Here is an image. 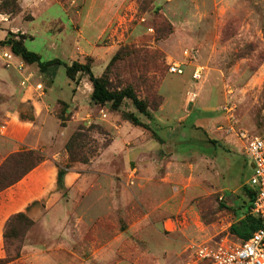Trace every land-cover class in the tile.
Segmentation results:
<instances>
[{"label":"rangeland","instance_id":"obj_1","mask_svg":"<svg viewBox=\"0 0 264 264\" xmlns=\"http://www.w3.org/2000/svg\"><path fill=\"white\" fill-rule=\"evenodd\" d=\"M10 34H24L27 49L43 61L89 64L111 90L132 88L151 117L130 100L118 110L91 103L89 77L70 81L63 65L43 73L17 57L8 64L1 55ZM174 63L182 75L170 73ZM197 69L201 78L194 80ZM0 71L7 79L0 103H10L13 92L29 93L46 132L57 133L54 142L77 113L89 117L71 123L67 141L80 127L94 128L83 143L87 163L70 164L66 145L56 160L79 171V182L28 208L33 225L16 243L20 258L7 264H203L198 245L239 241L229 228L248 201L245 147L264 135V0H0ZM52 87V98L60 87L69 94L79 87L85 99L64 115L65 127L62 104L53 112L41 108ZM133 112L148 129L125 120ZM11 126L0 115V140ZM152 140L160 151L137 153ZM11 154L0 156V167ZM9 204L0 197V264L7 258L5 227L16 214L8 217Z\"/></svg>","mask_w":264,"mask_h":264},{"label":"crops","instance_id":"obj_2","mask_svg":"<svg viewBox=\"0 0 264 264\" xmlns=\"http://www.w3.org/2000/svg\"><path fill=\"white\" fill-rule=\"evenodd\" d=\"M76 1L77 0H73V3L75 4ZM18 59L20 60L21 58L17 57V60ZM5 80L7 79L1 72L0 82H4ZM66 87L68 89L73 88V86H71L70 84L66 85ZM55 90L58 89H54L52 87V91L48 95V100L44 103H41L42 109L43 107L44 109L50 108L53 112L60 107L61 103H65L68 105L69 114L72 113V111H74L76 107L82 106L85 100L82 94L79 92V87L78 91H73L74 89L70 90V94L66 90H62V87H60L57 94L52 98L51 93H53ZM13 93L14 95L11 96L10 103H0V115H2V120H4L7 124L12 125L11 133L8 136L6 135L7 137L4 136L5 138H2L0 140V156L18 152L21 148L26 146L30 147V149L32 150L40 151L42 153L44 152L45 160L38 167L32 170L28 175H26V177H24L21 181L0 194V197H5L7 195V197L10 199V210H8V212H12H9L8 217L13 215L14 213H27L28 208H30V206L36 201H40L42 199L47 202L51 201L53 199L52 197H54L58 189L65 187L73 190L75 188L74 186L77 184V182H79V171L62 169L59 165L56 164V160L57 157L62 154L61 150L64 149L71 128L74 127L71 125V123L74 124L85 122L89 117V113H87V111L85 114L77 113L75 115H72V121H70L68 127L64 129V131L61 133V137H59V140L57 141L58 147H60L59 152L53 151L54 143H56V140L54 142V138L57 136V133L46 132L47 124H43L42 120L40 119L41 112H39L38 110L37 105L39 103H37V100L34 97L30 96L29 93ZM89 97L91 98V96ZM26 109L31 111L32 116H27L23 112ZM78 114L80 118H76ZM44 115V119H47V114ZM43 137L44 145L41 140V138ZM152 141L153 143L142 142L138 146L139 149L137 153L143 154L146 149L154 147H157L160 151L162 149V145L160 143L158 144L154 140ZM122 143L123 145H125L124 141H122ZM132 155L133 153H128V157ZM231 205L235 207V209H237L239 205L238 198L234 197L231 201ZM243 211L245 210L242 209L241 212ZM239 218H237L233 223L237 222ZM0 228H2V226Z\"/></svg>","mask_w":264,"mask_h":264},{"label":"trees","instance_id":"obj_3","mask_svg":"<svg viewBox=\"0 0 264 264\" xmlns=\"http://www.w3.org/2000/svg\"><path fill=\"white\" fill-rule=\"evenodd\" d=\"M13 35L14 34H10V38L5 44L9 46V50L14 56L21 58L26 64H37L40 71L43 73L50 67L63 65L66 68L67 77L71 81H75V78L79 73L87 75L93 86V92L90 98L91 103L101 106L111 104L113 110H118L125 100H130L140 114L145 115L148 118L151 117L148 104L144 100L138 98L132 88L128 87L121 91L111 90L108 86L107 80L104 77H96L89 64L73 62L71 65H68L60 59L43 61L40 54L27 49L24 43V40L26 39L24 34L19 36V40H16ZM61 104L63 105L64 112L58 116V119L61 122V126L65 127V123L69 117L67 115L68 105L65 103ZM64 115H66L67 119H65ZM125 120L129 121L134 126L148 129V125L142 122L140 117L134 112L127 114ZM92 129L94 128H89L87 130L80 127L70 136L66 143V150L69 155L70 164L77 162L87 163L88 160L83 157L82 149L84 147L83 143ZM211 142L216 145L215 141L211 140ZM44 160L45 158L43 155L34 150L11 154L8 159H6L3 166L0 167V192L17 184ZM69 168L70 167H66L65 170ZM18 171H21L20 175L14 176ZM245 189L248 196V202L243 206V209L245 210L244 215L229 228V234L239 241L248 240L263 228V221L252 214L255 193L250 191L246 186ZM236 211L238 212V210ZM32 225L33 222L26 212L16 213L7 221L4 232V244L7 258L3 264H7L20 258L22 248L17 247L16 243L24 236Z\"/></svg>","mask_w":264,"mask_h":264},{"label":"built area","instance_id":"obj_4","mask_svg":"<svg viewBox=\"0 0 264 264\" xmlns=\"http://www.w3.org/2000/svg\"><path fill=\"white\" fill-rule=\"evenodd\" d=\"M190 55L188 50L184 52L185 57H190ZM1 57L9 64L16 56L9 50L3 52ZM170 73L182 75L184 72L181 64H171ZM200 78L201 70L197 69L193 73V79L199 80ZM38 89L43 92L41 85ZM0 133H3L1 129ZM245 153L250 159L252 168V176L246 187L255 193L252 214L263 221V228L245 241L230 242L226 239L214 245H198L195 248V256L200 263L264 264V135L251 138L245 147Z\"/></svg>","mask_w":264,"mask_h":264}]
</instances>
